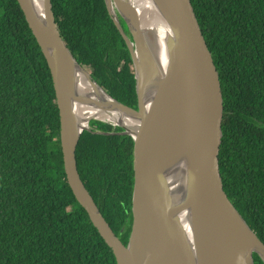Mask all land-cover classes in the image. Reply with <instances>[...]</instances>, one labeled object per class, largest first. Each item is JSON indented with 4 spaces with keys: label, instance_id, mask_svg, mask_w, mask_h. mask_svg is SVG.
Listing matches in <instances>:
<instances>
[{
    "label": "trees",
    "instance_id": "16d2710c",
    "mask_svg": "<svg viewBox=\"0 0 264 264\" xmlns=\"http://www.w3.org/2000/svg\"><path fill=\"white\" fill-rule=\"evenodd\" d=\"M61 36L114 98L137 107L128 46L105 0H51ZM223 95V188L264 242V0H191ZM80 177L114 233L132 226L134 142L91 120ZM254 264H264L253 253ZM0 264H116L66 178L60 117L45 57L18 0H0Z\"/></svg>",
    "mask_w": 264,
    "mask_h": 264
},
{
    "label": "water",
    "instance_id": "95a60500",
    "mask_svg": "<svg viewBox=\"0 0 264 264\" xmlns=\"http://www.w3.org/2000/svg\"><path fill=\"white\" fill-rule=\"evenodd\" d=\"M128 46L137 107L110 95L65 44L51 0H18L49 67L67 182L112 249L116 264H254L264 242L223 188L219 168L223 95L191 0H105ZM125 17L124 33L115 7ZM95 109L116 121L80 114ZM108 117V116H107ZM100 120L134 142L132 226L114 233L77 167L82 133Z\"/></svg>",
    "mask_w": 264,
    "mask_h": 264
},
{
    "label": "bare ground",
    "instance_id": "6f19581e",
    "mask_svg": "<svg viewBox=\"0 0 264 264\" xmlns=\"http://www.w3.org/2000/svg\"><path fill=\"white\" fill-rule=\"evenodd\" d=\"M80 114H81V116H82L83 118H85V119H86L87 117L91 116V115H96V116H99V117H102V118H106V119H110V120H113V121H116V120H117V118L114 117L113 115L110 116V115H107V114H105V113L100 114V113H98L94 108H93V109H90V108H84V109H81V110H80ZM107 116H108V117H107Z\"/></svg>",
    "mask_w": 264,
    "mask_h": 264
},
{
    "label": "flooded vegetation",
    "instance_id": "af4514ba",
    "mask_svg": "<svg viewBox=\"0 0 264 264\" xmlns=\"http://www.w3.org/2000/svg\"><path fill=\"white\" fill-rule=\"evenodd\" d=\"M114 7H115V6H114ZM115 11H116V16H117V18H118V20H119V23H120V25H121V27H122L124 33L128 36V38L132 39V35H131L130 29H129V27H128L127 20L125 19L124 16H122V15L118 12V10H117L116 7H115ZM110 15H111V14H110Z\"/></svg>",
    "mask_w": 264,
    "mask_h": 264
}]
</instances>
